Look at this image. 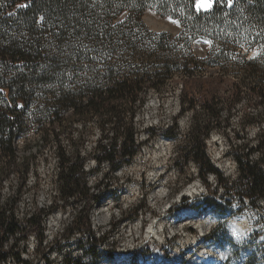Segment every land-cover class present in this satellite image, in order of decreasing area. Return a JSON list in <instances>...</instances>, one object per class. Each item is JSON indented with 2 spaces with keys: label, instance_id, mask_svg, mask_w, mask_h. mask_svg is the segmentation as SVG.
I'll use <instances>...</instances> for the list:
<instances>
[{
  "label": "trees",
  "instance_id": "1",
  "mask_svg": "<svg viewBox=\"0 0 264 264\" xmlns=\"http://www.w3.org/2000/svg\"><path fill=\"white\" fill-rule=\"evenodd\" d=\"M147 9L177 20L178 34L150 30L142 19ZM197 39L210 41L202 58L192 51ZM253 48L256 53L250 56ZM227 75L230 94L224 98L218 88L228 81ZM176 76L181 78L178 116H189L176 150L178 161L194 162L204 183L209 173L216 175L224 196L234 194L238 201L246 198L254 205L264 198V129L256 134L254 148L244 146L242 153L231 155L237 167L233 181L222 178L210 162L205 141L221 128L222 112L227 122L237 104L244 105L243 128L261 119L264 0H234L231 8L218 3L200 14L193 12L187 0H0V170L6 165L25 175L27 159L17 161L15 141L31 128L40 130L44 146L53 139L62 201L86 203L70 228L89 232V205L101 195L90 192L87 185L84 167L89 158L80 154L84 124L95 119L100 127L102 137L89 155L98 166L106 164L115 170L129 163L141 147L134 126L136 115L148 93H162L166 81ZM178 116L169 130L151 128L148 137L176 138ZM78 124L81 130L69 154L60 139L69 137ZM109 125L111 137L103 142ZM255 152L261 158L252 159ZM18 176L21 192L25 177ZM214 197L209 205L217 209ZM224 211L219 210L221 218ZM46 214L40 210L22 224L2 210L0 249L14 235L15 240L26 239L31 233L41 245ZM6 259L1 255L0 261ZM16 260L23 263L19 256ZM68 264L81 263L68 260Z\"/></svg>",
  "mask_w": 264,
  "mask_h": 264
},
{
  "label": "rangeland",
  "instance_id": "2",
  "mask_svg": "<svg viewBox=\"0 0 264 264\" xmlns=\"http://www.w3.org/2000/svg\"><path fill=\"white\" fill-rule=\"evenodd\" d=\"M142 19L155 32L178 34L181 29L177 20L162 17L151 9L144 12ZM167 19L176 23L167 25ZM192 51L197 57H204L207 43L203 39L195 40ZM255 53L253 48L250 56ZM224 77L228 81L219 86L218 92L226 98L230 94L227 85L231 79L229 75ZM180 80L179 76L167 80L160 94L148 93L134 119L141 147L129 163H123L115 170L106 164L98 166L90 158L102 135L95 119L84 124L86 134L80 154L89 158L84 167L87 185L90 192L101 195L89 205L90 231L87 233L70 228L73 219L82 215L86 203L76 199L72 203L62 201L58 191V158L54 140L49 139V144L44 146L40 130L34 128L16 139L17 161L26 158L27 170L25 175L6 165L0 170V212L4 210L7 215L13 214L22 224L25 218L40 210L47 214L41 222V245L34 233L17 240L14 235L4 242L3 250L0 249V258L1 255L7 256L0 264H46L43 256L47 257L49 264H68V260L81 264H176L183 260V264H187L208 252L210 255L206 259L211 257L210 260H202L201 264H264V198L251 205L246 198L240 202L234 194L224 196V186L217 181L216 175L209 173L204 183L194 162L177 159L176 150L189 123L187 113L178 116ZM243 108L244 105L237 104L227 122V114L223 111L221 128L213 130L205 141L207 157L228 181L237 177V167L231 155L237 151L242 153L244 146L254 148L256 134L264 129V109L258 124L243 128ZM248 110L254 111L253 108ZM177 116L176 138L163 134L148 137L151 128L169 130ZM107 128L103 142L111 137V126ZM80 130L78 124L69 137L61 136L60 143L69 154H72L71 143L77 140ZM261 156L260 152H255L251 157L256 160ZM155 173L160 176L152 179ZM18 175L25 177L21 192H18ZM155 194L163 198H154ZM213 195L219 205L217 209L209 205ZM104 207L109 209L104 212V221L100 223L96 216ZM225 209L227 213L221 218ZM240 215L245 222L241 225L242 234L236 237L229 229V223ZM152 221L154 224L161 222V238L144 239ZM51 222L56 225L51 226ZM133 227L137 231L131 234ZM67 232H70L69 236H65ZM16 256L23 263H18Z\"/></svg>",
  "mask_w": 264,
  "mask_h": 264
},
{
  "label": "bare ground",
  "instance_id": "3",
  "mask_svg": "<svg viewBox=\"0 0 264 264\" xmlns=\"http://www.w3.org/2000/svg\"><path fill=\"white\" fill-rule=\"evenodd\" d=\"M167 22L168 23H166L167 25L169 24L170 26H172L173 25V23L171 22V21H169V20H167ZM166 25V26H167ZM160 175H158V173H155V174H153V178L152 179H154V178H156V177H159ZM193 192V191H192ZM192 194H194V193H192ZM154 198H158V199H160V198H163V196L162 195H158V194H155V196H154ZM109 208L107 207V208H103L102 209V211H100L99 213H97V216H96V220L98 221V222H100V223H103V219L105 218L104 217V212L105 211H107ZM103 214V215H102ZM57 219V218H56ZM55 219V220H56ZM161 220V219H160ZM162 221V220H161ZM202 221V220H201ZM207 221V220H206ZM206 221H205V223H206ZM199 222V221H198ZM203 222V221H202ZM245 222V219H243V216L242 215H240V216H238V217H236V218H233L231 221H230V223H229V229L231 230V232H232V234L234 235V236H236V237H238L240 234H242V232H241V230H242V228H241V225H242V223H244ZM161 222H157V223H153V221H152V223L150 224V226L147 228V230L145 231V235H144V239H157V238H161V232H160V230H159V224H160ZM162 223H163V221H162ZM201 224V223H200ZM199 224V225H200ZM204 224V223H203ZM209 224V223H208ZM54 225H56V223L54 224L53 222H51V226H54ZM201 226V225H200ZM206 226H208V225H206ZM165 227H166V225H165ZM241 228V229H240ZM164 230H166L165 228L163 229V231ZM204 230H205V228H204ZM131 234H133L134 232H136L137 231V228L136 227H133V228H131ZM130 234V235H131ZM129 235V236H130ZM136 255V254H135ZM210 255V253L208 252V253H205L204 254V256H202L201 258L200 257H198V258H194V259H192V260H190V262H188L187 264H201L202 263V260H205L208 256ZM210 258L211 257H209L208 258V260H207V262L210 260Z\"/></svg>",
  "mask_w": 264,
  "mask_h": 264
},
{
  "label": "snow or ice",
  "instance_id": "4",
  "mask_svg": "<svg viewBox=\"0 0 264 264\" xmlns=\"http://www.w3.org/2000/svg\"><path fill=\"white\" fill-rule=\"evenodd\" d=\"M187 3L191 6V9L195 14L210 12L218 3H223L229 8L234 6V0H187ZM172 22L176 23V21ZM205 42L210 43V41Z\"/></svg>",
  "mask_w": 264,
  "mask_h": 264
},
{
  "label": "water",
  "instance_id": "5",
  "mask_svg": "<svg viewBox=\"0 0 264 264\" xmlns=\"http://www.w3.org/2000/svg\"><path fill=\"white\" fill-rule=\"evenodd\" d=\"M168 20V19H167Z\"/></svg>",
  "mask_w": 264,
  "mask_h": 264
}]
</instances>
